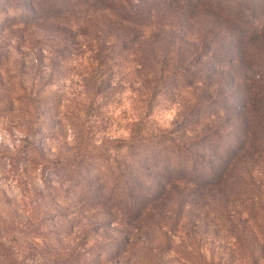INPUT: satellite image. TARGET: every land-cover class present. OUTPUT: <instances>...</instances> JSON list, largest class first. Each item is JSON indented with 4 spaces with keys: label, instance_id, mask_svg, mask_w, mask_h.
Wrapping results in <instances>:
<instances>
[{
    "label": "rangeland",
    "instance_id": "obj_1",
    "mask_svg": "<svg viewBox=\"0 0 264 264\" xmlns=\"http://www.w3.org/2000/svg\"><path fill=\"white\" fill-rule=\"evenodd\" d=\"M130 3L125 12L137 10L145 24L151 15L150 27L144 24L138 31L121 20L126 14L117 0H0V253L8 250L17 264L35 263L32 256L20 262L32 245L23 240L21 225H14L17 243L1 239V216L7 218L14 209L6 199L20 200L23 192L7 169L12 165L10 157L29 136L26 105L40 101L37 105L46 113L54 103L76 110L93 101L102 115L92 124L91 139L107 145L127 137V124L141 108L138 92L159 67H165L149 116L153 129L169 130L177 122L183 142H192L196 156L184 154L176 165H206V170H213L211 177L222 172L221 184L208 189L212 201L218 200V213L205 219L207 208L201 201L186 207L176 246L219 264H264V102H258V92L264 88V0ZM139 32L142 36L135 44L120 43ZM67 42L77 45L65 48ZM239 46L245 51V64L254 66L235 78L228 60ZM193 57L198 61L187 67ZM175 65L181 67L172 82L169 73ZM195 71L212 75L187 87L182 74ZM36 92L38 100H34ZM222 93L231 108L209 118V100ZM260 97L264 100V92ZM222 106L217 102L215 109ZM192 107L201 111L186 117ZM44 115L37 118L31 140L42 145L47 159L73 160L86 144L85 135L68 121H63V128L46 126L54 117L49 112ZM183 119L188 127L181 124ZM103 164L99 160L92 165ZM187 217L193 223L188 230ZM162 264L184 263L170 255Z\"/></svg>",
    "mask_w": 264,
    "mask_h": 264
},
{
    "label": "trees",
    "instance_id": "obj_2",
    "mask_svg": "<svg viewBox=\"0 0 264 264\" xmlns=\"http://www.w3.org/2000/svg\"><path fill=\"white\" fill-rule=\"evenodd\" d=\"M117 1V6L123 12L126 5L131 7L130 0ZM202 6L209 5L204 3ZM125 14L120 19L141 31L145 17L142 18L137 10ZM146 18L148 20L144 26L150 27L151 15ZM156 20L162 22L161 19ZM140 36L141 32L120 43L135 44ZM76 45L67 42L65 48ZM209 45V41H205V46ZM235 52L228 64L236 78L254 65L245 64V51L241 46ZM222 58L219 59L220 64ZM196 59L193 57L187 67L194 65L198 61ZM232 64H236L234 68ZM180 67L175 65L170 69L172 82L177 80ZM164 75L165 67H159L152 80L138 92L142 98L141 108L138 116L127 124V137L107 145H96L91 139V135H94L91 134L92 124L102 115L99 105H94L92 101L80 105L76 110L60 103L50 105L47 112L54 119L46 126L53 124L63 128V121H68L87 139L73 160L59 157L47 159L42 145L38 146L31 140L37 132V118L45 116L47 112L37 105L40 101H31L26 105L29 136L10 157L9 163L12 165L11 169H7L15 178L14 184L23 192L20 200L6 199L14 209H10L7 218L1 216V239L4 236L5 240L19 241V237L13 233L16 223L21 225L19 231L23 233V240L32 244L20 262L32 256L34 264H162L166 256L173 255L184 264H219L206 259L203 254L186 252V249L176 246L177 228L186 207L191 208L193 203L197 205L201 201L207 208L205 219L211 213H218V200L212 201L208 189L221 184L222 172L211 177L209 173L213 170H206V165L201 168L176 165L175 162L181 160L184 154H187V158L196 156L192 142H183L184 132L179 131L177 122L169 130L153 129L154 123L149 116ZM182 75V82L190 87L203 83L212 74L195 71ZM97 91L99 87L93 92L94 96ZM262 92L264 88L258 92L259 104L264 102L260 97ZM228 99L223 93L216 94L209 100L211 111L206 115L210 118L212 114L226 113L231 108ZM34 100H38V92ZM217 102L223 104L218 110L215 109ZM204 107L206 105L202 106V112H205ZM198 110L193 107L188 109L186 113L189 115L186 117ZM185 119L181 124L188 127ZM42 126L41 129L46 130L45 124L42 123ZM2 155L0 151V161ZM99 160L104 164L92 165ZM19 207L23 208L22 213ZM24 208H28L29 213H25L27 209ZM192 224L187 217L186 230ZM0 262L18 263L8 250L0 253Z\"/></svg>",
    "mask_w": 264,
    "mask_h": 264
}]
</instances>
